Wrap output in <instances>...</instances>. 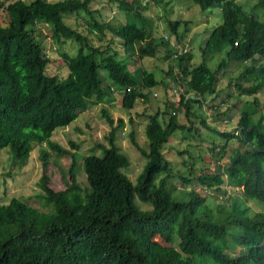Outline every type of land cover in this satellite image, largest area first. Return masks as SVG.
Segmentation results:
<instances>
[{"label":"trees","instance_id":"1","mask_svg":"<svg viewBox=\"0 0 264 264\" xmlns=\"http://www.w3.org/2000/svg\"><path fill=\"white\" fill-rule=\"evenodd\" d=\"M94 1H0L5 11L4 22L0 21V149H9L10 167L25 163L36 145L41 146L44 169L49 151L70 157L62 189H52L45 173L39 179L42 203L49 210L17 197L0 204V264H264V113L255 118L258 110L241 104L232 130H219L200 118L204 128L221 137V142L208 147L216 163L197 169L194 160L186 161L189 173L180 178L187 185L196 183L203 193L194 185L176 192L169 183L175 176L171 162L162 152L175 131L195 132L192 105L204 101L205 95H220L219 79L231 65H243L246 74L247 85L235 84L239 94L255 95L252 104L261 105L256 94L264 91V0H191L202 11L218 8L222 15L201 46L202 61L195 66L183 40L188 20L166 21L174 37L165 35L187 48L173 58L174 46L164 35L158 39L152 35L151 18L144 13L155 0H105L102 8L93 7ZM111 2L124 21L103 16V8ZM80 13L89 17L83 31L65 19ZM43 27L58 46L56 52L68 69L65 77L47 73L50 60L40 38ZM106 34L111 38L104 47L90 40L94 35L103 41ZM113 38L121 41L129 59L117 58ZM69 41L77 45L75 54L60 48ZM159 47L165 50L162 57L171 60L161 80L169 78L175 84L182 80L177 107L190 124L179 123L174 110L166 121L159 119L164 111L146 114L147 148L133 132L129 134L131 144L146 159L132 182L124 172L130 161L116 144V130L124 122L103 109L110 126L107 144L97 145L100 156L94 147L83 157L86 187L82 186L75 171L76 153L52 139L54 130L67 127L90 105L109 101L119 89L125 90L121 105L127 110L141 100L149 102L150 89L161 81L141 61ZM223 48L225 58L210 68L208 56ZM226 96L223 103L230 98ZM231 141L237 146L230 148ZM208 191L221 194L213 207L204 194ZM136 197L151 208L141 209Z\"/></svg>","mask_w":264,"mask_h":264},{"label":"rangeland","instance_id":"2","mask_svg":"<svg viewBox=\"0 0 264 264\" xmlns=\"http://www.w3.org/2000/svg\"><path fill=\"white\" fill-rule=\"evenodd\" d=\"M7 4L13 0H0ZM30 1V0H26ZM55 1V0H50ZM101 0H95L93 7L102 8L105 4L98 2ZM239 2H256L257 0H238ZM162 2V3H161ZM110 7H105L102 10L103 16L106 19L113 21H124L123 13L117 11V4L111 2ZM163 5V6H161ZM244 9L248 10V6L244 5ZM146 17L151 18L152 21V35L161 38L162 35L168 34L174 37L173 33L167 28L166 21L184 19L188 20V29L184 34V41L189 47L191 52V66L197 65L202 61L201 46L207 39L210 30L219 25L222 22L221 11L218 8L202 11L191 0H155L152 1L145 10ZM5 11L0 8V21L4 22ZM88 16L84 13L68 14L65 19L66 23L79 30L86 29V20ZM137 25L140 23L136 21ZM40 26V25H39ZM38 26V28H39ZM42 30V29H41ZM183 30V26L179 31ZM41 32L42 46L47 55L49 56V64L47 67V73L57 75L58 77H65L68 73V69L65 66L62 59L56 52V46L54 42L45 35L46 29L43 27ZM110 34H106L103 41H99L94 35H90V40L95 45L102 44L105 46L106 41L109 40ZM60 48L69 54H75L77 45L73 41H69ZM112 49H114L118 55V59H129L123 52L122 43L119 39L113 38ZM225 48L220 51L214 52L207 58V64L210 68L215 69L218 62L225 58ZM165 54L164 48H158V51L150 56L144 57L141 61V65L154 72L156 78L161 82L159 85L150 89L151 93L155 91L157 96L151 98L149 102L144 100L136 103L133 109L127 110L121 105V97L124 94L122 89H119L117 94L114 93L113 98L106 102H100L90 105L85 111L81 112L78 117L72 121L65 128H57L52 134V139L56 140L62 146L71 149L76 153L77 167L75 169L77 178L82 186L86 187V176L83 170L82 159L85 155L90 153L95 147L94 153L101 155V151L97 146L99 143L107 144L105 135L109 132L110 126L108 125L103 109L106 110L108 115L115 121L121 118L124 122L123 127L116 130V144L120 151L124 153L129 161V166L124 169V172L129 176L132 182H135L138 174L142 171L146 159L142 154L131 144L129 140V134L134 133V136L138 143L147 148V140L144 135V127L147 121L146 114L154 112L156 109L166 112V114H160V120L166 121L169 118V113L173 110L176 111V118L179 123L190 124V121L186 119L183 110L178 109L177 102L179 95L183 93V82L179 80L175 84L169 78L162 79L164 70L167 68V64L170 59H164L162 56ZM127 63V60H125ZM131 71L134 69L131 65L128 66ZM228 72L222 77L219 82L222 92L219 96L205 95L204 101L194 103L190 112V120L192 126H195V132H186L182 130L175 131L170 137L168 142L163 146L162 152L167 160L171 162V173L175 174L174 177L169 179V183L176 188V192L186 188H190L194 185L200 192L203 190L199 188L196 183L184 184L181 181L180 175L187 176L189 171V165H185L184 162H191L194 160L195 168L209 167L213 168L216 161L209 152V148L212 146V142H221V137L214 133L212 130H208L200 124V118H204L208 124L216 127L219 130H232L239 119L241 104L252 105L251 110H258L254 117L262 113L264 105V91H260L256 94L259 97L261 105L256 107L252 104L254 96H247L245 94H239V90L235 84L247 85L246 74H243V65L239 67L229 66ZM103 76L106 75L105 71H101ZM170 86V90H166V86ZM175 89L177 92H172ZM170 91V92H169ZM226 95L230 98L228 102L223 103L226 99ZM243 102V103H242ZM176 103V105H174ZM218 105H221L217 108ZM220 111V115L219 112ZM194 114V116H192ZM264 122V121H263ZM116 124V123H115ZM74 142L76 147L73 148L70 142ZM230 148L237 146L236 141H231ZM45 148V145H42ZM41 146L36 145L30 152V155L25 163L13 164L9 166L10 152L8 148L0 149V204L8 203L11 197H17L36 206L43 210H49L48 207L42 203L41 193L42 190L38 185L39 179L43 173L48 176V185L54 190H60L64 187L66 182L65 170L70 163L69 156H57L52 151H49V159L46 163V169L43 168V161L39 156ZM49 150V149H48ZM200 158V159H199ZM225 160L221 163L225 164ZM159 178V177H158ZM158 178L156 180H158ZM228 190H231L230 188ZM230 193H233L231 191ZM207 203L210 207H213L220 199V195L214 191L204 192ZM219 198V199H218ZM221 200V199H220ZM135 203L141 209L151 208L150 204L142 203L136 197ZM254 210H258L259 207L254 203H250Z\"/></svg>","mask_w":264,"mask_h":264},{"label":"built area","instance_id":"3","mask_svg":"<svg viewBox=\"0 0 264 264\" xmlns=\"http://www.w3.org/2000/svg\"><path fill=\"white\" fill-rule=\"evenodd\" d=\"M164 38L168 39L170 44L172 46H174L175 48V53L172 54V57L173 58H177V56L181 53V52H185L187 50V48L184 46L182 49H181V45L179 44H175L173 41H172V38L170 39L167 35H164ZM175 91V90H174ZM153 96H157V93L156 92H153Z\"/></svg>","mask_w":264,"mask_h":264},{"label":"clouds","instance_id":"4","mask_svg":"<svg viewBox=\"0 0 264 264\" xmlns=\"http://www.w3.org/2000/svg\"><path fill=\"white\" fill-rule=\"evenodd\" d=\"M171 38H172V37H171ZM111 89H112V90H116V89H114V87H111ZM122 90L125 91L124 89H122ZM127 90H128V88H127ZM174 90H175V89H173L172 92H177L176 90H175V91H174ZM118 91H119V90H116V93H115V94H117ZM153 92H155V91H153ZM153 92H152V96H153ZM153 97H155V96H153ZM172 113H173V112H172ZM235 127H236V126H234L232 129H235Z\"/></svg>","mask_w":264,"mask_h":264}]
</instances>
